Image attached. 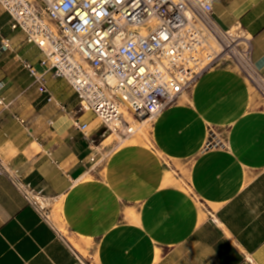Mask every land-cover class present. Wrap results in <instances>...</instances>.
<instances>
[{
  "label": "crops",
  "instance_id": "obj_1",
  "mask_svg": "<svg viewBox=\"0 0 264 264\" xmlns=\"http://www.w3.org/2000/svg\"><path fill=\"white\" fill-rule=\"evenodd\" d=\"M211 2L264 78V0ZM11 25L0 7V161L51 199L66 240L0 171V264H264V101L234 62L106 153L66 81L48 75L54 100L39 94L24 62L42 72L43 54ZM211 130L223 145L207 147Z\"/></svg>",
  "mask_w": 264,
  "mask_h": 264
},
{
  "label": "built area",
  "instance_id": "obj_2",
  "mask_svg": "<svg viewBox=\"0 0 264 264\" xmlns=\"http://www.w3.org/2000/svg\"><path fill=\"white\" fill-rule=\"evenodd\" d=\"M0 7L12 29L43 54L42 72L24 62L39 94L54 100L48 75L66 81L79 99V112H90L120 139L132 136L134 123L154 122L178 105L203 74L231 66L229 59L240 64V54L246 53L254 66L251 39L239 27L224 28L211 0H0ZM241 36L246 52L235 43ZM260 77L256 91L264 101ZM76 128L95 144L87 124L77 121ZM221 145L211 130L207 147ZM0 171L65 241L52 220L51 199L1 161ZM73 253L74 264H89Z\"/></svg>",
  "mask_w": 264,
  "mask_h": 264
},
{
  "label": "bare ground",
  "instance_id": "obj_3",
  "mask_svg": "<svg viewBox=\"0 0 264 264\" xmlns=\"http://www.w3.org/2000/svg\"><path fill=\"white\" fill-rule=\"evenodd\" d=\"M245 39L244 37H240L238 39V41H235V43H237L238 48L240 49L241 52H246L247 50V45L245 43ZM211 46L213 48H217V44L212 41ZM241 56L239 57V62L235 63L234 61H232V59H229L230 61L234 62L236 64V66L238 67V69L241 71L242 74H244V76L256 87V84L262 86V82H261V77L259 72L256 70V68L250 64L249 59H248V55L246 53H241ZM150 124V120L144 121L143 123H139V125L145 126ZM138 125V127H139ZM137 127V128H138ZM137 134V130L135 128H133V135ZM144 136V135H143ZM148 136V134H146V137ZM112 136H110L108 139H110ZM145 137V136H144ZM58 207V206H57Z\"/></svg>",
  "mask_w": 264,
  "mask_h": 264
},
{
  "label": "rangeland",
  "instance_id": "obj_4",
  "mask_svg": "<svg viewBox=\"0 0 264 264\" xmlns=\"http://www.w3.org/2000/svg\"><path fill=\"white\" fill-rule=\"evenodd\" d=\"M153 123L154 122H150V124L145 125V126L139 125V123H134L133 126L137 130V134L132 136L134 141L133 140L132 141H128V138L120 139V137L116 133L113 134L111 131H109L108 129L103 127V131H102L103 133L102 134L103 135L106 134L105 137L102 139V140H105V142L103 144V146H105L104 147L105 148V152L106 153H111L112 151H115V150L119 149L121 146L130 144V143H135V139H141L142 137H144L142 135H146V130L147 129H148L147 132H149L150 126ZM138 125H139V127H138ZM110 136H112V137L110 139H108ZM59 206H60V204H58V209H59Z\"/></svg>",
  "mask_w": 264,
  "mask_h": 264
}]
</instances>
